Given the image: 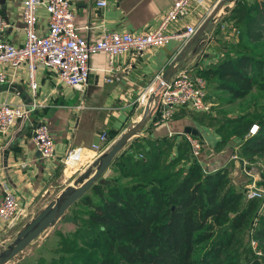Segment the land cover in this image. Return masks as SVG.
<instances>
[{
	"label": "trees",
	"instance_id": "16d2710c",
	"mask_svg": "<svg viewBox=\"0 0 264 264\" xmlns=\"http://www.w3.org/2000/svg\"><path fill=\"white\" fill-rule=\"evenodd\" d=\"M222 21L232 39L215 63L190 70L218 106L237 103L218 122L219 143L239 137L238 157L264 162V0H233ZM231 167L202 169L183 136H135L57 219L31 264H264V212L251 233L256 255L249 228L258 200L233 184ZM83 171L77 183L91 172Z\"/></svg>",
	"mask_w": 264,
	"mask_h": 264
},
{
	"label": "crops",
	"instance_id": "0c3cea01",
	"mask_svg": "<svg viewBox=\"0 0 264 264\" xmlns=\"http://www.w3.org/2000/svg\"><path fill=\"white\" fill-rule=\"evenodd\" d=\"M95 1L69 0L77 31L89 41L100 37L101 26L117 32L145 31L161 19L174 0H104L103 6H96ZM21 2L0 0V15L5 23L0 31V40L13 45L21 44L24 37ZM232 3L233 0H204L200 8L190 6L188 14L170 23L167 32H178L184 25L198 28L209 18L199 36L192 39L187 47L184 44L189 39L181 43L176 38H169L160 46L148 47L133 63H130V53L116 57L118 81L103 79L106 54L92 53L88 59V80L82 93L58 80L52 69L42 66L34 71L36 88L32 93L24 65L10 67L0 64V72L4 76L0 82V102L22 101L27 107L35 106L27 118L17 120L0 135V198L4 191L12 193L21 208L20 213L8 223L0 217V250L37 211L58 197L65 187L72 185L75 175L81 172V167L61 169L59 160L68 149L82 147L91 153L92 144L101 145L98 139L101 132L107 137L106 148L101 153L107 149L126 128L139 120L144 105L136 103V98L154 75L164 77L170 64H173V70L169 78L181 68L201 69L217 61L223 50L222 44L232 39L229 24L222 21ZM34 14L35 31L43 34L47 13L42 4L36 6ZM206 92V100L212 106L208 112L178 107L169 120L150 126L145 124L138 134L150 138L169 137L178 142L182 133H186L185 127H189L196 131L201 144L198 162L202 169L212 171L231 161L229 176L235 184L239 180V172L236 170L237 162L231 157L237 154L241 139L233 136L226 143H219L222 131L217 126L225 117L220 110L229 105L218 106L213 97H209L208 88ZM78 105L82 107L78 108ZM38 122L48 127L53 140V158H41L34 146L31 134ZM110 135L112 137L108 138ZM52 227L45 228L40 232L42 236L40 233L37 236L43 239ZM26 251L9 264H19L20 258L26 259Z\"/></svg>",
	"mask_w": 264,
	"mask_h": 264
},
{
	"label": "built area",
	"instance_id": "2783aa9c",
	"mask_svg": "<svg viewBox=\"0 0 264 264\" xmlns=\"http://www.w3.org/2000/svg\"><path fill=\"white\" fill-rule=\"evenodd\" d=\"M42 4L47 13V25L43 34L35 31V8ZM96 6H103L104 0H96ZM204 0H174L161 19L151 28L142 32H117L101 26L100 37L89 41L84 39L77 31L74 23V14L69 0H22L21 2V29L23 42L13 45L8 41L0 40V64L10 67L24 65L28 73V86L32 93L36 88L33 75L38 66L53 70L58 80L82 93L86 87L90 67L89 56L95 52H104L107 57V66L104 80L118 81L115 58L125 54L138 56L148 47H156L164 44L169 38H176L181 43L187 41L196 31L195 25H184L178 32L168 33L170 23L184 18L190 6L200 8ZM5 23L0 15V31ZM4 76L0 72V82ZM138 104L147 107L148 116L145 124L155 125L171 118L178 107H186L195 112H208L210 103L206 100V81L203 77L193 73L190 69L181 68L167 80H163L160 74L153 76L135 100ZM34 104L27 107L22 101L0 102V135L13 125L17 120L28 117ZM82 107L78 105V108ZM257 130L256 124H251L246 136L253 135ZM187 141L191 158L198 161L201 144L198 138L188 133H182ZM34 146L41 158H53V140L48 127L43 122H38L31 134ZM101 145L92 144L91 153L82 147L68 149L59 162L66 165L74 162L80 171L86 168L96 159L103 148H106L107 137L104 132L98 134ZM237 162L241 174L246 175L249 182L243 186L246 198H255L258 204L251 218L249 228V245L256 255L262 252L257 245V240L251 235L253 226L259 215L264 212V189L256 184L259 173L256 169H249L246 160L232 154ZM77 167V166H76ZM77 168V169H78ZM76 169V168H75ZM16 197L12 193L4 191L0 198V217L5 221L12 220L20 213Z\"/></svg>",
	"mask_w": 264,
	"mask_h": 264
},
{
	"label": "water",
	"instance_id": "95a60500",
	"mask_svg": "<svg viewBox=\"0 0 264 264\" xmlns=\"http://www.w3.org/2000/svg\"><path fill=\"white\" fill-rule=\"evenodd\" d=\"M207 18L198 28L194 34L185 42L184 47H187L192 39H196L201 33ZM140 52L132 54L130 57V63L138 57ZM174 62V61H173ZM173 64H170L166 72V75L162 77L163 80H167L173 70ZM148 116L147 107L144 108L139 120L126 128L111 144L105 149L96 159L92 161L90 165L83 171L89 173V175L81 182L77 183L75 180L72 185L65 187L60 195L53 200H50L42 207L33 217H31L15 234L14 238L0 250V264L19 256L23 248L35 238L41 231L47 227H51L55 224L57 219L64 213L67 207L79 197L89 185L98 178V176L107 168L113 157L119 152L126 141L138 135V132L145 123ZM184 132L195 135L196 131L185 127ZM19 254V255H18Z\"/></svg>",
	"mask_w": 264,
	"mask_h": 264
},
{
	"label": "rangeland",
	"instance_id": "374dc122",
	"mask_svg": "<svg viewBox=\"0 0 264 264\" xmlns=\"http://www.w3.org/2000/svg\"><path fill=\"white\" fill-rule=\"evenodd\" d=\"M210 89H209V86H208V93H210V91H209ZM237 103H236V101H235V103H233L232 105H229V106H226V107H223V108H221V110H220V113L222 114V117L225 115V116H227L228 114L227 113H229V114H233V109H238L235 105H236ZM140 109V108H139ZM135 136H140L139 134L138 135H134L133 137H131L130 139H128L127 141H126V143L127 142H129V140H131L132 138H134ZM125 143V144H126ZM124 144V145H125ZM247 162V164H248V168L249 169H251V168H253V169H256V171L258 172V173H260L261 171H264V162L262 161V160H260L259 158H253L251 161H246ZM66 165H63V164H61V169H66V167H65ZM78 167V165H75V167H73L72 168V166L70 167V166H68L69 168L68 169H73V170H76L75 168H77ZM237 166V165H236ZM82 168V167H81ZM86 169V168H85ZM236 170H237V172H239V176H238V178H239V180H237V182L235 183L236 185H241V186H244V184L245 183H247V182H249V179H248V177L246 176V175H243V174H241V172H240V170H239V167L237 166V168H236ZM83 171V170H82ZM76 174V173H75ZM76 176V175H75ZM260 178V177H259ZM259 178H258V180H259ZM236 179V178H235ZM74 180V179H73ZM73 180H72V182H73ZM257 180V181H258ZM257 181H256V184H257ZM263 189H264V187L263 186H261ZM9 221H7L6 223H8ZM39 235H41L42 236V233H40ZM41 236H36L35 238H33V240L31 241V242H29L28 244H27V246H26V249L24 248V250H22V252L20 253V255L22 254V253H24V251H26L27 252V254H28V256H27V258L25 259H23V258H20V261H19V264H31L32 262H33V259L35 258V255L38 253V252H40V246L43 244V241L45 240L44 238L42 239L41 238ZM19 255V254H18ZM16 257H19V256H16ZM21 257V256H20ZM12 259H15V258H12ZM12 259L11 260H9V261H7V262H4V263H2V264H9L11 261H12Z\"/></svg>",
	"mask_w": 264,
	"mask_h": 264
},
{
	"label": "bare ground",
	"instance_id": "6f19581e",
	"mask_svg": "<svg viewBox=\"0 0 264 264\" xmlns=\"http://www.w3.org/2000/svg\"><path fill=\"white\" fill-rule=\"evenodd\" d=\"M68 166L75 167V163L74 162H67L65 167H68Z\"/></svg>",
	"mask_w": 264,
	"mask_h": 264
}]
</instances>
